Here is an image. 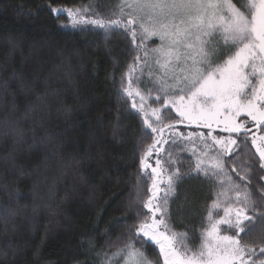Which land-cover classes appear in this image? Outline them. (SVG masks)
I'll use <instances>...</instances> for the list:
<instances>
[{"label":"snow or ice","instance_id":"6c2138e0","mask_svg":"<svg viewBox=\"0 0 264 264\" xmlns=\"http://www.w3.org/2000/svg\"><path fill=\"white\" fill-rule=\"evenodd\" d=\"M51 12L67 14L62 28L99 29L105 36L123 29L134 45L121 95L131 100L135 112L126 104L125 114L140 121L146 143L138 152L135 193H127L130 214L117 224L130 228L113 258L121 256L123 264H160L161 257L163 264H264V185L250 191L241 183L250 180L252 148L264 169V0H119L111 8L102 0L95 9ZM10 43L15 47L17 41ZM14 80L0 83V90L18 87L25 96L34 91L26 72ZM36 100L25 119L50 107L46 95ZM119 132L117 124L114 140ZM52 141L45 136L28 143L18 120H0L5 165L16 168L25 144L34 152ZM68 150L52 144L49 154ZM16 171L19 178L31 175ZM0 188L7 191V185ZM7 194L19 208V189ZM17 214L0 208L5 231ZM177 222L183 231L172 227ZM104 264L112 260L105 256Z\"/></svg>","mask_w":264,"mask_h":264},{"label":"trees","instance_id":"16d2710c","mask_svg":"<svg viewBox=\"0 0 264 264\" xmlns=\"http://www.w3.org/2000/svg\"><path fill=\"white\" fill-rule=\"evenodd\" d=\"M101 2L0 0V83L15 84L14 76L26 72L34 89L27 96L18 87L6 93L0 90V120H18L28 143L51 136L52 144L69 149L51 156L52 144L34 152L25 144L14 162L31 174L23 178L12 162L5 165L0 159V185H7V191L0 188V208L18 211L7 231L0 221V264H104L105 256L112 264H121V256L112 254L130 225L117 224L130 214L127 193H135L138 152L146 143L139 136L140 121L125 114L126 104L129 112H135L131 100L121 95V77L131 62L128 50L134 45L123 29L105 36L99 29L62 28L69 23L67 14L51 12L52 7L92 5L95 9ZM103 3L111 8L119 1ZM10 41H17L16 46ZM37 95H46L50 107L25 119L29 105L39 103ZM117 124L119 139L114 140L112 130ZM5 155L0 149V158ZM249 155L257 169L252 150ZM231 175L239 180L235 173ZM249 177L241 183H260L258 173ZM15 189L22 197L19 208L7 194ZM172 227L184 230L179 222ZM152 248L159 255L155 245Z\"/></svg>","mask_w":264,"mask_h":264},{"label":"flooded vegetation","instance_id":"af4514ba","mask_svg":"<svg viewBox=\"0 0 264 264\" xmlns=\"http://www.w3.org/2000/svg\"><path fill=\"white\" fill-rule=\"evenodd\" d=\"M251 150L253 151L254 156L258 160V163H257L258 167H257V169H254L253 166L250 167L249 168V175L250 176H254L256 173H258L261 177H260V183H258L257 185H251L250 183L246 184V185L249 186V190L250 191L252 190L253 186H257V188H258L259 185H264V178H262V177H264V169L259 167V155L257 153H255V149L254 148H252Z\"/></svg>","mask_w":264,"mask_h":264},{"label":"rangeland","instance_id":"374dc122","mask_svg":"<svg viewBox=\"0 0 264 264\" xmlns=\"http://www.w3.org/2000/svg\"><path fill=\"white\" fill-rule=\"evenodd\" d=\"M119 1V0H118ZM157 43H159V41H157ZM183 127V126H182ZM185 131H190V129H184ZM165 147H167V146H165ZM151 243V242H150ZM158 249V248H157ZM158 251H159V249H158ZM120 260H121V264H123V259H122V257L120 258ZM161 261H162V264H163V259H162V257H161Z\"/></svg>","mask_w":264,"mask_h":264},{"label":"water","instance_id":"95a60500","mask_svg":"<svg viewBox=\"0 0 264 264\" xmlns=\"http://www.w3.org/2000/svg\"><path fill=\"white\" fill-rule=\"evenodd\" d=\"M182 127V126H181Z\"/></svg>","mask_w":264,"mask_h":264}]
</instances>
